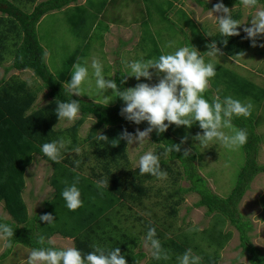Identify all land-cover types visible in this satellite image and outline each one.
<instances>
[{
  "label": "trees",
  "instance_id": "trees-1",
  "mask_svg": "<svg viewBox=\"0 0 264 264\" xmlns=\"http://www.w3.org/2000/svg\"><path fill=\"white\" fill-rule=\"evenodd\" d=\"M78 1L0 0V69L4 68L5 71V74L0 76V202L10 214V218L0 215V223L12 227L14 231V236L11 238L12 247L19 243L32 249L39 248L41 245L37 240L40 236L45 237L43 247H48L47 240L60 234L72 238L74 247L85 256L94 251L93 245L100 246L106 251L119 247L128 264H136V261L141 264L143 259L147 258V253L142 247L146 233L149 227H155L156 238L160 240L169 259L156 260L150 255L146 264H178L177 258L188 249L201 257V264H219L221 250L233 238V231L226 226V223L230 222L239 232L242 247L239 256H245L249 262L247 264H264V249L256 246L251 239L253 223L240 211V203L245 193L251 188L254 179L264 173V163L258 160L262 136L256 131V126L263 121V117L256 116L254 122L255 109L252 110L250 118L233 117V125L237 126L238 130L243 129L247 132V143L241 146L246 153V159L238 171L234 188L227 196H221L213 190L207 175L200 172V167L195 161L197 155L190 148L195 146L194 143H183L180 152L172 151L166 159H160L163 170L169 175L177 174L172 176L174 181L181 178L189 183L188 186H178L175 190L182 194L197 193L199 199L194 203L195 206L205 207L206 216H212L211 224L201 230H195L192 236L180 232L175 233L174 237L168 236L164 230L167 229L165 224L155 219H148L139 213H132L136 207L140 209L147 205L145 198L154 186L146 184L155 177L142 176L138 168L131 169L127 142L119 140V137L124 129L133 134L137 128L144 130L148 127L147 122L137 125L126 120L120 114L124 102L119 97L113 102L109 101L108 104L107 100L96 101L76 95L71 96L68 93L69 74L73 65L79 62V50L67 56L64 65L58 68L60 72L58 76L50 69L47 59H42L46 51L41 44L37 26L43 17L53 11L64 12L67 14L71 28L89 38L91 33H95L103 24L101 22L103 11H106L115 0H87L84 4H77ZM148 1L150 6L146 4V7H150V13L154 9L163 15L165 21L169 19L170 37L180 41L181 47H195L203 58L206 51H209L206 45L213 41H216L225 58L232 62L235 57L251 48L252 41L245 39L246 33L240 29V26L238 28L240 35L228 37V44L225 46L222 43L224 38L220 37L218 29L201 27L183 7L179 6L178 0ZM196 1L206 8H213L216 3L221 2V0ZM222 2L232 10L233 18L240 21L243 10L239 0H222ZM116 5L115 2L113 6ZM233 6L237 8L233 9ZM259 6L264 8V0H259ZM145 24L149 25L147 18L143 21L144 29ZM108 26L104 19V27L100 29L103 33H98V39L102 42L106 40L105 30ZM184 26H188V31ZM85 28L86 32L83 31ZM148 29L150 30V27ZM206 32L212 33L213 36H207ZM157 35H161V32L158 31ZM144 37L146 39L141 42L147 41V35ZM152 37L153 52L158 58L164 52L161 46L159 47L158 39L156 40L154 35ZM260 42L259 36L256 43ZM14 69L33 70L36 77L42 80V85L34 87L28 79L16 74L8 76ZM119 71L123 72L122 69ZM220 76L226 86L218 80L212 82L211 87L204 94L209 102L215 97V90H221V95L227 97V91L231 88L239 96L252 97L257 109L262 105L263 86L232 70L223 69ZM122 78L118 76L114 78L121 90L134 87L130 83H121ZM42 88L48 89L47 95L50 99L44 105L35 106ZM71 99L80 102L81 116L72 125L59 128V119L55 111L56 101L67 102ZM105 104L108 106H103ZM89 115L94 116L95 123L84 138L78 139L79 128ZM54 126L56 127L53 130ZM67 132L71 137V143L62 150V160L56 164L42 154L41 146L61 137L65 141L68 140ZM96 133L106 135L109 141L97 142ZM150 138L159 144L158 148L162 154L165 148L180 144L182 140L169 129L160 135L153 131ZM113 143L118 144L114 146ZM75 147H83L82 157L78 154L66 155L68 150ZM185 149L190 151L188 156L183 155ZM36 155L54 168L50 180L54 191L42 199L41 207L37 212L30 213L24 193L28 170L34 166L32 164ZM77 159L81 163L76 172H73L74 161ZM120 160H124L129 168H125ZM78 174L80 178L76 186L81 192L83 206L76 211H70L61 192L74 183ZM100 179L108 180L109 188L98 189L96 181ZM161 190L157 189L158 192ZM173 195L174 193H166L165 197L171 198ZM182 199L184 198L181 196L178 201L173 202L179 204ZM172 212L176 213L175 207ZM46 213L54 216V223L48 224L40 220L39 216ZM12 247L7 248L0 255V259L6 257Z\"/></svg>",
  "mask_w": 264,
  "mask_h": 264
},
{
  "label": "rangeland",
  "instance_id": "rangeland-1",
  "mask_svg": "<svg viewBox=\"0 0 264 264\" xmlns=\"http://www.w3.org/2000/svg\"><path fill=\"white\" fill-rule=\"evenodd\" d=\"M205 1L210 2L215 0ZM115 2H118L119 5L113 7ZM140 2L141 0H135L136 5L129 9L127 7L130 3V0H115L106 9V11H103L102 14L105 16L106 20L115 21L116 23H118L120 17L121 20H128V15H133L135 20L141 19L142 23L146 14L149 25H144L145 29L143 30V34L145 36L147 35V41L141 43H138L136 29L132 30L131 33L130 31L127 32V30L123 29L121 26H118L119 28H117L116 25H111V30L106 34V40L102 42V40L98 39V33H103V31L100 29H103L104 27V18H101V22L103 24L99 26L95 33L92 32L89 38L84 37L80 32H75L67 21V14L61 11H53L47 14L42 18L41 23L38 24V35L41 44L48 54L46 57L47 63L55 75H59L60 72L58 68H61L64 65V61L66 60L67 56L79 50V63L82 66L88 67L89 69V77L82 85L84 95L80 97L96 101L107 100L108 103L109 101L113 102L116 99V96L113 95L111 89H109L105 94L97 92L95 86V77L93 76V70L91 69V62L94 58L98 59L102 64L103 75L105 76V79L112 78V80L115 81V76L122 78L128 72V69L124 67L122 61L132 62L156 58V53H153L152 55L150 54L154 47L152 36L155 35L157 37L158 31L161 32V35H159V43L164 54L172 53L181 47L180 45L182 44L180 41H176L174 37L173 39L170 37L169 19L164 21L163 28L162 25H157V27L154 29L152 26H155L156 24H154L151 20L153 15L150 14L151 18L148 16L145 6L143 9L139 10L138 7ZM178 3H180L179 6L183 7L188 15L192 17L197 23H199L201 27H208L212 30L218 29V25L214 22V17L210 18L208 15L212 8H206L204 5H199L196 0H178ZM77 4H81L80 0L77 2ZM259 7L263 8L261 6ZM236 8V6H233V9ZM242 10L243 17L240 19V23L242 24L240 29H243L245 26H251V16L255 11V9H246L243 6ZM214 15L219 16L221 14L214 13ZM196 16H199V19L202 22L198 21ZM157 17H159L158 13ZM148 27H150L151 31L148 29ZM184 28L187 31L189 29L188 26H184ZM83 31L86 32V28L83 29ZM260 37L261 42L257 43L256 47L251 46L249 50L247 49L242 53L243 55L235 57L233 62L226 59L224 55H218L212 58L205 54V62H212L216 69V75L210 80L209 87H211L212 82L214 83L216 80L221 81L223 83L222 85L226 86L224 79L220 76L223 69L236 71L237 73L246 76L247 78L264 87V47L260 46L264 44V35H261ZM126 39H131V41ZM169 42H174L173 47H166ZM119 69H122L123 72L119 71ZM72 71L73 67L69 74V82L71 80ZM150 71L153 72L152 80L149 81L145 78H141V80L137 81L135 77H128L126 83H130L131 86H135L138 83H158L159 76H157L154 69H151ZM4 74V68H1L0 76H3ZM13 74L18 75L21 78L28 79L29 82L34 84V87L42 85V80L36 77L33 70L31 69H14L10 71L8 76ZM31 79L33 80L31 81ZM47 93V88H42L39 91V97L35 106L44 105L49 101L50 97L47 95ZM221 93V90L217 89L214 91V96H218L221 100H223L225 97L222 96ZM228 96L240 100L245 104L251 102L253 104V109H255V117L259 116V111L257 112L259 107L257 109V104L252 97L244 98L239 96L234 93L231 88L227 91V97ZM261 111L263 112V121L257 124L256 131L262 136V144L260 146L258 160L260 163H264V108ZM80 116L81 113L79 117ZM257 117L253 118L254 122L256 121ZM95 120L96 119L93 115H89L86 118L84 123L79 128L78 139H82L87 135L90 128L95 123ZM74 122L68 123L66 121H62L58 123V127L66 128L67 126L72 125ZM233 128L237 129V126L233 125ZM168 129L181 138L187 136V142L190 144L194 143L195 146L190 148L197 155L195 161L200 167V172L207 175L210 186L213 188V190H215L221 196H227L234 188L238 171L245 162L246 153L244 149L242 147L228 149L220 145L218 142L210 143L208 147L205 148L199 144V141L193 139L197 133L202 134V129H200L198 122L193 124L191 128H188L187 126L176 127L173 124ZM223 130L229 135L232 134V131L229 129ZM66 135L69 138L66 140V142L70 141L71 137L69 136L68 132ZM158 145V143L153 142L150 138L144 143L142 147H139L138 143L129 146L128 155L131 169L138 168L137 161L139 156L149 150H151L154 154L159 155L161 160L166 159L167 157L162 154V151L158 148ZM196 146L198 147L196 148ZM80 149L81 153L79 157H82L83 147ZM74 154L75 153H73L72 150H68L66 155L74 156ZM38 156L39 155H36L32 164L34 166L31 168L29 167V175L27 176L26 190L24 193L30 213L37 212V210H39L41 207L40 203L42 199L50 195L51 191H54L50 185L54 168L50 163ZM120 162L125 168H129L124 160H120ZM170 163L175 168H178L173 162ZM161 168H163L162 164ZM173 175L175 176L177 174L175 173ZM173 175L168 174L167 179L165 180H158L155 178L152 181L147 182L146 185L154 186V188L150 190L149 195L145 198L147 200V205L145 204V207L140 209L136 207L132 213H139L148 219H155L160 221L161 224H165L167 229L164 228V230H166L168 236L174 237V234L177 232L187 233L192 236L195 233V230H201L211 224L212 216H206L205 207L195 206L194 203L199 199V195L197 193L182 194L175 190L178 186H188L189 183L187 180L181 178H179L177 181H174L172 179ZM159 188L162 189L161 192L157 191ZM166 193H174V195L171 198H166ZM181 196L184 199H182L179 204L173 202L174 200L178 201ZM162 203H164V205ZM174 207L176 209V213L172 212ZM240 211L245 216L249 217L253 223V228L251 229L252 242L256 246L264 249V173L259 174L254 179L251 184V188L245 193L240 203ZM0 215L4 216L5 218H10L9 214L4 209L2 202H0ZM226 226L232 230L234 234L232 240L225 246L224 249L221 250V259L219 264H238L239 262H244L246 264L249 263L245 256H239L242 250V247L240 246L241 240L239 238V232L230 222H227ZM52 239H54L55 244L58 247H74V243L70 237H63L60 234H56L52 237ZM2 246L3 242L0 241V255L7 249L6 247ZM142 247L147 253V258L143 259L141 264H146L151 253L144 247V243L142 244ZM13 248L7 255L6 259H0V264H22V261H26L28 251L31 250L29 246L21 244L15 246L14 249Z\"/></svg>",
  "mask_w": 264,
  "mask_h": 264
},
{
  "label": "clouds",
  "instance_id": "clouds-1",
  "mask_svg": "<svg viewBox=\"0 0 264 264\" xmlns=\"http://www.w3.org/2000/svg\"><path fill=\"white\" fill-rule=\"evenodd\" d=\"M86 1L80 0V3L84 4ZM239 3L246 9H255L250 20L251 26H245L243 31L246 33L245 39H250L252 41L251 46L256 47L257 37L264 35V8L259 7V0H239ZM214 13H220L221 15L217 16ZM208 15L210 18L214 17L220 37L224 38L222 43L225 46L228 44V37L240 35L238 28L242 24L239 20L233 18L232 10L225 6L222 0L214 5ZM196 18L202 22L199 16H196ZM120 23L126 25L127 20H121L120 17L117 25L119 26ZM206 35L213 36L210 32H206ZM173 44L174 42H169L166 47L171 48ZM260 46L264 47V44ZM206 47L209 49L205 53L208 57L214 58L218 55H223L216 41L207 44ZM153 53L152 51L150 55ZM47 55V53H44L42 59H46ZM240 55L243 54L241 53ZM122 63L128 69V72L123 76L121 83H126L128 77H135L137 81L141 80V78L150 81L153 79L151 69H154L157 76H159V82L156 84L138 83L134 87L121 90L115 81L105 79L103 66L98 59L94 58L91 62L97 92L105 94L111 89L113 95L124 102V107H122L120 114L126 120L137 125L145 121L148 124V127L144 130L137 128L135 134L128 132L127 129L123 130L119 140H125L128 147L136 143L139 144V147H142L150 139V134L153 131L160 135L166 132L173 124L176 127L187 126L191 128L197 122L200 129H202V134L197 133L193 139L199 141V144L205 148L213 142H218L228 149H236L247 143V132L243 129H234L232 120L233 117L250 118L253 104L251 102L245 104L231 96L225 97L223 100L218 96L213 97L211 102H209L204 97V94L209 88L210 80L216 75V69L212 62H205V59L195 47L183 46L172 53L161 54L158 58L132 62L122 61ZM88 77V67L82 66L79 62L75 63L71 73V80L67 84L68 93L71 96H83L82 85ZM56 103L57 108L55 111L59 123L62 121L72 123L79 118L80 102L77 100L71 99L67 102L57 100ZM108 104L103 106L107 107ZM56 126H54L53 130ZM223 129L231 130L232 134H227ZM95 139L97 142L109 141V138L102 133H96ZM187 140L188 137L185 136L180 144L165 148L163 155L167 157L172 151L180 152L181 144L187 143ZM70 143L71 141L66 142L61 137L56 141L44 143L41 146V152L48 160L59 164L62 160V150H65ZM117 144L113 143L114 146ZM72 152L80 155L81 149L80 147H75ZM189 154L190 151L185 149L183 155L188 156ZM80 163L79 159L74 161L73 172H76ZM137 167L139 174L142 176L151 175L158 180L167 179V171L161 168L160 156L154 154L151 150L139 156ZM79 178L78 174L74 183L65 187L61 192L66 202V207L70 211H76L83 206L81 192L76 186L79 183ZM96 187L98 189L109 188V181L100 179L96 181ZM101 194L103 193L101 192ZM39 218L48 224H52L55 221L51 213L43 214ZM13 236L12 227L8 224L0 223V241L3 242L4 247H12L11 238ZM156 237V228L149 227L144 239V247L156 260L169 259L160 240ZM37 243L41 247L33 249L29 247L31 250L28 251L27 259L22 261V264H128L119 247L106 251L100 246L93 245L94 251L89 252L85 256L76 247H57L52 238L47 240L48 247H43L45 245L44 236H40ZM17 245L21 244H15L14 248ZM6 257L3 259H6ZM177 259L178 264H201V257L195 255L191 249L186 250ZM136 264H138L137 261Z\"/></svg>",
  "mask_w": 264,
  "mask_h": 264
},
{
  "label": "crops",
  "instance_id": "crops-1",
  "mask_svg": "<svg viewBox=\"0 0 264 264\" xmlns=\"http://www.w3.org/2000/svg\"><path fill=\"white\" fill-rule=\"evenodd\" d=\"M112 1H114V0H112ZM147 1V2H146ZM141 0V2H140V5H139V10L140 9H143L144 8V6H145V8H146V10H147V12H148V16L151 18V15L150 14H152L153 15V17H152V22L154 23V24H156L155 26H152L154 29L157 27V25L159 26V25H162V28H163V26H164V21H165V19H164V17H163V15L159 12V11H155L154 9L152 10V12L150 13V11H149V9H150V7H146V4H148V6H150V2L148 1V0ZM116 4L117 5H119L118 4V2H116ZM136 5V3H135V0H130V3H129V5H128V7L127 8H132V7H134ZM157 13L159 14V17H157ZM172 16V15H171ZM104 17V16H103ZM102 17V18H103ZM99 17H97V19H98ZM146 18H148L147 17V15L145 14V17L143 18V21L146 19ZM192 18V17H191ZM96 19V20H97ZM127 23H126V25H124L123 23H120L119 24V26H121L123 29H126L127 30V32L128 31H130L131 33H132V30H137V32H136V35H137V38H138V42H141V41H143V40H145L146 38L144 37V34H143V30H144V28H143V21H142V23H141V19H138V20H135L134 19V16L133 15H128L127 16ZM106 20V19H105ZM107 21V24H109V26H108V29L107 30H105V33L107 34V32H109L110 30H111V25H116V27L117 28H119L118 27V25H117V23L115 22V21H108V20H106ZM171 33V30H169V34ZM133 37H134V35H133ZM154 37L156 38V40L158 41V43H159V35H157V37L154 35ZM127 40H129V41H131V39H127ZM152 40L154 41V39H153V37H152ZM154 43V42H153ZM159 45H160V43H159ZM161 46V45H160ZM263 102H264V100H263ZM263 108H264V106H263V103H262V105H260L259 106V109L257 110V112L259 111V113H258V117H263V115H262V111L261 110H263ZM52 193H53V191H52ZM72 241H73V239H72ZM3 247V246H2ZM1 249V248H0Z\"/></svg>",
  "mask_w": 264,
  "mask_h": 264
}]
</instances>
